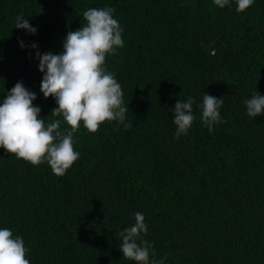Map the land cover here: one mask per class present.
Segmentation results:
<instances>
[{
  "label": "trees",
  "instance_id": "1",
  "mask_svg": "<svg viewBox=\"0 0 264 264\" xmlns=\"http://www.w3.org/2000/svg\"><path fill=\"white\" fill-rule=\"evenodd\" d=\"M106 7L124 46L104 67L122 87L129 127L81 125L79 159L62 177L0 149V228L23 238L30 264H136L118 233L140 212L150 260L264 264V115L249 117L245 104L264 96V0L242 13L235 0L223 9L213 0H0V103L22 82L41 118L70 130L50 116L57 105L40 91L36 51L62 53L84 11ZM21 14L36 34L15 28ZM204 93L224 99L226 123L211 133ZM189 96L195 120L177 139L171 110Z\"/></svg>",
  "mask_w": 264,
  "mask_h": 264
},
{
  "label": "clouds",
  "instance_id": "2",
  "mask_svg": "<svg viewBox=\"0 0 264 264\" xmlns=\"http://www.w3.org/2000/svg\"><path fill=\"white\" fill-rule=\"evenodd\" d=\"M213 2L220 9L230 6V0ZM235 3L236 11L242 13L254 0H235ZM114 12L111 7L88 9L83 13L85 23L82 27L68 31L62 53L36 51L39 71L43 73L40 91L46 100L52 97L57 105L50 116L62 117L70 130L61 131L60 119L46 123L41 118V109L33 104L36 94L17 82L0 103V149L32 166L47 163L54 175L62 177L79 159V153L74 150L73 134L81 125L92 134L110 121L129 127L125 123L129 108L124 105L122 87L104 67L106 56L115 55L116 49L124 46L123 29L113 17ZM23 17V14L16 17L15 28L36 34L37 29ZM20 45L24 47L22 41ZM31 47L38 48L35 43ZM194 102L189 96L186 101L179 100L171 110L177 139L188 133L195 120ZM223 103V97L218 99L203 94L202 122L209 133L214 125L226 123L219 111ZM245 104L249 117L264 115V96L258 92ZM144 219L142 213H135V223L118 233L122 239L119 249L123 258L136 264H165L164 259L150 260L156 253L151 243L141 239V234L146 235L148 231ZM28 251L22 237L14 236L9 228H0V264H30L26 258Z\"/></svg>",
  "mask_w": 264,
  "mask_h": 264
}]
</instances>
